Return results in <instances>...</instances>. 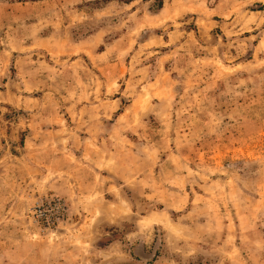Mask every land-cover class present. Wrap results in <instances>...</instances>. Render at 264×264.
Returning a JSON list of instances; mask_svg holds the SVG:
<instances>
[{
	"label": "rangeland",
	"instance_id": "1",
	"mask_svg": "<svg viewBox=\"0 0 264 264\" xmlns=\"http://www.w3.org/2000/svg\"><path fill=\"white\" fill-rule=\"evenodd\" d=\"M0 264H264V0H0Z\"/></svg>",
	"mask_w": 264,
	"mask_h": 264
},
{
	"label": "built area",
	"instance_id": "2",
	"mask_svg": "<svg viewBox=\"0 0 264 264\" xmlns=\"http://www.w3.org/2000/svg\"><path fill=\"white\" fill-rule=\"evenodd\" d=\"M66 208L59 198L41 201L33 207V215L45 226H54L62 221L65 216Z\"/></svg>",
	"mask_w": 264,
	"mask_h": 264
},
{
	"label": "crops",
	"instance_id": "3",
	"mask_svg": "<svg viewBox=\"0 0 264 264\" xmlns=\"http://www.w3.org/2000/svg\"><path fill=\"white\" fill-rule=\"evenodd\" d=\"M97 172L95 171L92 175H90V177H86L85 179H81V182L82 183H84V185H86V184H88V186H93V184H94V186H95V184H96V175H99V174H96ZM100 177H104V173L103 172H100ZM88 178H90V179H88ZM99 179V178H98ZM57 180L58 179H56L55 180V178L52 180V183L50 184V186L51 187H57L58 189L60 188V187H58V186H55L54 185V183L55 182H57ZM74 181L75 182H79V179H77V177L74 179ZM118 183V182H117ZM75 184V183H74ZM79 184V183H78ZM90 188H88L87 190H89ZM61 190H63V189H61ZM75 190H76V188H75ZM77 192H79V191H77Z\"/></svg>",
	"mask_w": 264,
	"mask_h": 264
},
{
	"label": "trees",
	"instance_id": "4",
	"mask_svg": "<svg viewBox=\"0 0 264 264\" xmlns=\"http://www.w3.org/2000/svg\"><path fill=\"white\" fill-rule=\"evenodd\" d=\"M160 3H162V0H159ZM162 4H160V7H161Z\"/></svg>",
	"mask_w": 264,
	"mask_h": 264
}]
</instances>
